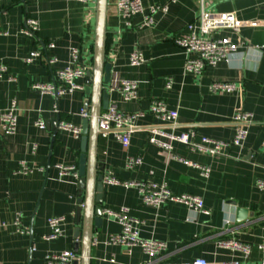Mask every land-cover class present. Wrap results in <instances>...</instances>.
<instances>
[{
	"label": "crops",
	"instance_id": "obj_1",
	"mask_svg": "<svg viewBox=\"0 0 264 264\" xmlns=\"http://www.w3.org/2000/svg\"><path fill=\"white\" fill-rule=\"evenodd\" d=\"M141 1L144 11L133 15L132 26L127 27L116 0H107L104 57L111 64V78L104 87L110 105L139 116L126 148L112 132L99 135L96 158L104 176L122 182H164L175 194L200 197L208 213L174 202L158 208L145 206L135 185L106 182L100 207L126 209L140 238L164 242L166 248L155 259L157 264L200 259L207 264H259L258 246L264 244V191L256 187L257 180L264 181V0L205 4L213 12L234 13L240 26L214 34L228 38L237 49L199 74L184 71L186 55L175 43L197 16L199 0ZM154 5H165L166 10L157 11L151 25L139 27L148 7ZM28 17L38 22L34 36L23 32ZM94 26L95 0H0V64L6 70L0 77V111L12 99L18 107L15 132L3 135L0 131V220L7 224L0 227V264H45V254L63 251H74L79 257L80 239L73 234L79 227L74 214L80 137L57 129L55 120L81 127L85 119L81 110L89 101L84 91L86 77L78 80L82 89L57 98L32 85L55 82L57 71L69 63L70 48L80 50L77 64L90 71ZM32 50L39 51L41 58L26 63L24 58ZM134 50L143 58L136 66L129 63ZM52 57L55 61L49 63ZM121 79L137 82L136 100L124 101L118 91L109 90ZM168 80L171 87L166 89ZM215 81L233 82L235 90L211 92L209 85ZM156 99L176 110L174 124H165L150 113V103ZM237 112L252 114L241 147L228 145L220 154L210 155L188 143L172 142V150L166 151L148 142L152 129L188 134L192 143H199L202 136L228 142L236 128L232 118ZM38 119L44 121L43 127L35 124ZM128 156L139 157L141 163L127 169ZM179 158L208 166L209 176L203 178ZM58 164L75 166L76 175L71 171L60 175ZM16 213L21 215L23 233L9 224ZM53 216H64L63 235L45 240L47 220ZM120 228L114 217L103 212L101 225L92 235L90 264H143L147 256L138 246L107 243V237ZM228 239L249 244L248 257L218 246Z\"/></svg>",
	"mask_w": 264,
	"mask_h": 264
},
{
	"label": "built area",
	"instance_id": "obj_2",
	"mask_svg": "<svg viewBox=\"0 0 264 264\" xmlns=\"http://www.w3.org/2000/svg\"><path fill=\"white\" fill-rule=\"evenodd\" d=\"M78 2H86L88 0H75ZM217 0H199L200 10L193 21L186 25L185 34L175 40V43L182 49L186 55L184 63V71L199 74L207 66H215L218 62L226 60L227 56L237 49V45L230 42L226 37L215 38L220 30L224 29H237L240 22L232 12H213L205 5L208 2ZM117 11L124 18V24L131 27V17L135 14H140L144 11L141 0H116ZM165 5H154L148 7V12L143 21L139 25L148 26L153 23V15L157 11H165ZM38 31V22L36 19L28 17L24 21L23 32L28 36H34ZM49 48L53 44H48ZM80 50L78 48H70L69 50V63L63 68L59 69L56 73V81L51 84H33L32 89L38 90L42 93L50 94L55 98L63 96L76 89H82L78 83L79 79L86 76L87 68L78 65ZM41 53L32 50L24 58L26 63L32 62L35 59H40ZM55 58H49L48 62L52 63ZM143 62L141 53L134 50L129 56V63L132 66L139 65ZM5 66L0 64V77L5 73ZM171 82L168 80L165 83V88L169 89ZM110 91H118L124 101L136 100L137 82L129 79H121L116 84L109 88ZM211 92L231 93L235 90V84L227 81H215L209 85ZM17 102L12 99L6 109L0 111V131L3 135H11L15 132L17 127ZM149 111L156 118L160 119L165 124H174L177 118L176 110L169 108L167 103L163 100L156 99L151 101ZM83 118L88 117V113L81 110ZM138 113H122L116 109L114 104H109L108 108L101 112L98 118V129L100 135L104 136L108 132H112L114 136L120 141L122 146L126 148L129 144V135L134 127V122ZM232 121L236 124L234 134L230 141L225 142L222 140L212 139L202 136L199 143H192L189 141L188 134L176 135L173 133L164 132L159 129L150 130L148 142L163 150L171 151L172 142H182L190 144L194 150L207 153L210 155L220 154L222 149L228 145L241 147L247 136V125L252 121V114L249 112H237ZM39 127L44 126V121L38 119L35 123ZM58 129L70 132L74 137L79 138L81 135V128L78 125L69 121H59ZM35 150V145L32 146ZM179 160L193 168H196L203 178H207L210 173V168L193 162L188 159L179 158ZM141 163L139 157L128 156L125 160V167L133 169ZM60 175H64L71 171L76 175L75 166L56 165ZM25 170V168H23ZM25 170L24 172H26ZM104 182L109 184H122L123 186L135 185L140 195V201L143 205L158 208L166 202L180 203L193 209L195 212L208 213L203 206L202 199L193 194L181 193L175 194L169 190L164 182H155L146 180L142 182H122L117 178L107 175L104 176ZM256 187L264 191V181L257 180ZM106 214L114 217L120 224V232L110 234L107 237V243L111 245H121L127 248L138 246L142 252L147 256L143 264H157L155 259L166 248V244L162 241L152 238H140L138 231L135 227L133 220L128 216L127 210L122 208L117 211L103 210ZM64 216H53L48 218L47 224L49 227L48 234L44 235L45 240H52L63 235L62 224ZM13 226L14 230L18 233H23L25 230L22 227L21 215L16 213L9 223ZM7 224L0 220V227H5ZM218 246L228 249L232 252H238L247 258L250 253V245L237 239L221 240ZM261 253V260L259 264H264V244L258 246ZM78 258L77 253L74 251H63L59 253L45 254L43 259L45 264H71ZM158 264H172V263H158ZM183 264H207L204 260H195L191 263ZM232 264H239L233 262Z\"/></svg>",
	"mask_w": 264,
	"mask_h": 264
},
{
	"label": "water",
	"instance_id": "obj_3",
	"mask_svg": "<svg viewBox=\"0 0 264 264\" xmlns=\"http://www.w3.org/2000/svg\"><path fill=\"white\" fill-rule=\"evenodd\" d=\"M107 0H95V26L92 68L86 73L84 91L89 101L83 111L88 117L81 123L80 154L77 161V208L74 221L79 226L73 236L79 238L78 259L71 264H90L92 235L102 222L103 210L100 207L103 190V166L96 158L97 142L100 135L98 118L109 102V92L104 87L110 83L111 64L105 61ZM56 121V127L59 120ZM58 129V127H57ZM242 212L241 209L238 210ZM80 224V225H79Z\"/></svg>",
	"mask_w": 264,
	"mask_h": 264
}]
</instances>
